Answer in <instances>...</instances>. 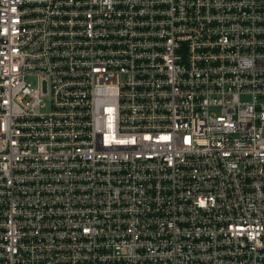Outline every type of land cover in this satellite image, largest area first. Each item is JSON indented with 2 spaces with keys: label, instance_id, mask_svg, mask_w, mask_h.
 <instances>
[{
  "label": "built area",
  "instance_id": "2783aa9c",
  "mask_svg": "<svg viewBox=\"0 0 264 264\" xmlns=\"http://www.w3.org/2000/svg\"><path fill=\"white\" fill-rule=\"evenodd\" d=\"M0 264H264V0H0Z\"/></svg>",
  "mask_w": 264,
  "mask_h": 264
}]
</instances>
